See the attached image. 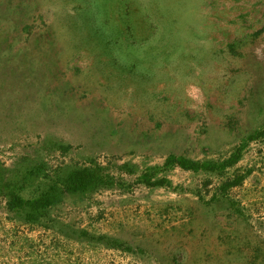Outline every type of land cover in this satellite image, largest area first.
Masks as SVG:
<instances>
[{
    "label": "rangeland",
    "instance_id": "obj_1",
    "mask_svg": "<svg viewBox=\"0 0 264 264\" xmlns=\"http://www.w3.org/2000/svg\"><path fill=\"white\" fill-rule=\"evenodd\" d=\"M101 1L130 36L115 49L84 29L96 0H0V166L101 164L118 184L52 213L135 251L12 222L1 202L0 264H264V136L223 175L140 180L172 153L224 160L264 130V0Z\"/></svg>",
    "mask_w": 264,
    "mask_h": 264
},
{
    "label": "trees",
    "instance_id": "obj_2",
    "mask_svg": "<svg viewBox=\"0 0 264 264\" xmlns=\"http://www.w3.org/2000/svg\"><path fill=\"white\" fill-rule=\"evenodd\" d=\"M107 1V0H106ZM96 17H87L83 20L85 31L89 38H95L101 42H106V47L115 49L117 41L126 39L130 36L124 33V29L117 22L111 23L109 17H103V3L96 0ZM17 5L16 9H22ZM0 6V18L5 16L3 8ZM107 16V15H106ZM122 16V15H121ZM129 15L125 12L122 16V25H127V30H131L129 25ZM23 29L32 33L30 24L23 26ZM264 136V130H258L249 137L248 141L238 147L228 158L224 160H196L184 155L170 154L162 167L149 168L140 176V180L149 186H169L173 183L166 177L154 180L158 171L180 167L191 172H206L223 175L228 169L237 165L243 157V151L249 141ZM66 150L69 146L60 145ZM122 167H128V164ZM132 171V168H130ZM245 175L235 176L220 186V192L213 196V199L222 197L233 187L242 184ZM118 184L116 178L105 171V167L94 162L91 165L77 167H58L50 170L44 161H38L25 168L19 167L9 174V169L0 166V203H4L5 217L12 222H21L33 227L43 228L71 238L72 234H78L81 239H86L92 243H102L109 248L122 249L134 252L135 249L125 242L110 237L108 235L92 234L88 230H73L66 228L65 224L52 213V209L65 202L68 197H79L92 194L100 189L112 188Z\"/></svg>",
    "mask_w": 264,
    "mask_h": 264
}]
</instances>
